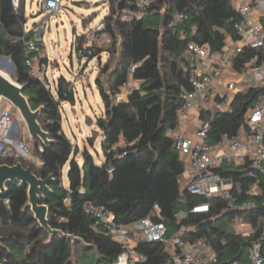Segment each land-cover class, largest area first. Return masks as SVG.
<instances>
[{"label": "trees", "instance_id": "trees-1", "mask_svg": "<svg viewBox=\"0 0 264 264\" xmlns=\"http://www.w3.org/2000/svg\"><path fill=\"white\" fill-rule=\"evenodd\" d=\"M132 1L109 0V14L104 18L103 34L110 36V52L117 54V61L113 67L106 64L102 69L106 84L100 77L96 81L104 104V114L96 122L104 161L97 164L87 149L82 154L83 163H79L80 150L63 131L61 103L75 102L71 85L61 78L55 96L30 76L25 43L36 33L35 29L26 32V0H20L18 8L13 0H0V57L9 58L15 65L16 82L24 88L32 109L43 108L40 125L52 140L48 147L34 140V155L40 165L20 157L0 156V166L22 164L40 179L53 176L50 190L41 195L49 208L50 226L92 247L87 249L80 242L73 247L58 234L43 230L27 206L28 187L15 182L0 192V264H79L90 253L96 256L93 264H116L123 250L111 237L94 229V220L83 210L87 202L105 206L118 223L137 224L146 218L163 222L169 238L185 227L187 239L202 241L216 252L218 259L213 264L247 262L252 243L264 236V173L249 163L218 171L233 181L230 193L237 198L238 206L251 202L252 209H231L228 200L193 196L184 192L180 180L184 165L166 135L179 122L181 92L191 90L193 60L187 52L188 44L195 42L222 51L228 39H240L235 31L240 17L231 0H155L145 18L125 22L122 13ZM177 12L184 14L185 20L174 25ZM84 40L79 39L78 47ZM101 54L96 49L90 59ZM250 57H257L260 64L264 51H251ZM134 65L137 69L132 79L138 85L127 100L119 101ZM263 92L264 88H258L241 93L233 102L234 113L215 115L212 140L236 136L245 124V114ZM67 164L66 186L63 170ZM255 189L259 193H254ZM204 203L210 205L208 213L192 212ZM155 206L160 209L159 217L155 216ZM180 213H184L181 219ZM226 218L229 225L221 223ZM235 219L247 222L250 232H237L232 224ZM78 249L81 257L73 263ZM138 251L148 258L146 264H167L171 260L161 243L142 241Z\"/></svg>", "mask_w": 264, "mask_h": 264}, {"label": "built area", "instance_id": "built-area-1", "mask_svg": "<svg viewBox=\"0 0 264 264\" xmlns=\"http://www.w3.org/2000/svg\"><path fill=\"white\" fill-rule=\"evenodd\" d=\"M63 0H45L40 6L44 12H58ZM155 0H133L129 9L122 13L125 22L139 21L146 17ZM233 9L240 20L235 24L239 41L228 39L222 51H212L209 45L195 42L188 44L187 52L193 60L190 72L191 90L180 94L182 102L178 110L179 122L169 128L166 135L174 142L184 165L181 183L184 192L196 197L221 198L228 200L231 209H252L254 204L246 202L238 206L237 198L230 191L234 187L231 179L224 178L218 171L224 167H242L249 163L252 168L264 173V92L245 114V124L237 135L222 136L217 141L211 138L212 122L215 115L234 113L235 98L250 89L264 88V60L258 64L257 57L251 58V51H264V0H231ZM15 8L20 0H13ZM185 20L182 13L174 16V25ZM46 27L35 33V38L25 43L26 65L30 76L39 80L48 91L52 85L47 78L48 61H45L42 47ZM105 24L101 23L91 32L87 44L76 47L79 58H91L101 41ZM26 32H28L26 30ZM137 66H132L130 80L121 88L119 101L127 100L131 93L132 74ZM196 114L199 126L193 127L189 120ZM203 116V117H201ZM0 156L20 157L31 160L24 133L15 119L11 108L0 109ZM264 190V185H263ZM254 193H259L255 189ZM69 202V199L66 200ZM7 204L9 201L6 202ZM84 213L94 220V229L119 244L123 250L116 264H146L148 258L138 251L139 243H161L171 260L167 264H213L217 262L216 252L202 241H192L185 237L187 229L181 227L171 238L163 222L146 218L137 224L118 223L113 213L105 206L94 202L84 205ZM155 216L160 209L155 206ZM210 211L204 203L193 208L194 214ZM184 213H180L181 219ZM264 236L252 243L247 262L238 260L229 264H264Z\"/></svg>", "mask_w": 264, "mask_h": 264}, {"label": "rangeland", "instance_id": "rangeland-1", "mask_svg": "<svg viewBox=\"0 0 264 264\" xmlns=\"http://www.w3.org/2000/svg\"><path fill=\"white\" fill-rule=\"evenodd\" d=\"M43 1L45 0H26V30L35 29L36 32L42 26L46 27L41 46L43 56L48 61L47 78L52 85V93L57 96V84L61 78H65L73 89L75 102L63 101L61 113L64 133L80 150L77 160L83 163L82 154L87 149L94 156L96 163L101 164L104 161V153L101 148V133L96 122L104 114V104L96 81L100 77L104 84L107 83V76L102 74V69L106 64L113 67L117 54L110 52L111 38L103 33L96 46L97 50L102 51L99 58H79L76 47L82 37L85 38L83 45L87 44L91 32L96 31L101 23L105 24L104 18L109 14V0H63L61 9L54 13L40 10ZM118 42L120 43V40ZM5 58L0 57V71L16 82L15 73L2 62ZM137 85L132 82V87ZM2 107L11 108L23 130L24 141L32 155L29 162L40 165L41 162L34 155V140L29 137L19 112L8 103H4ZM68 171L69 164L63 170V182L66 186ZM221 223L229 225L231 222L226 218ZM232 224L239 233L250 232L249 224L242 219H235ZM77 251L73 263H77L81 257L79 249ZM95 259L96 256L90 253L81 258L79 264H93Z\"/></svg>", "mask_w": 264, "mask_h": 264}, {"label": "water", "instance_id": "water-1", "mask_svg": "<svg viewBox=\"0 0 264 264\" xmlns=\"http://www.w3.org/2000/svg\"><path fill=\"white\" fill-rule=\"evenodd\" d=\"M2 62L15 72V65L9 58L2 59ZM4 103H8L17 110L26 125L27 133L32 140H40L45 147L52 144L49 133L40 125L43 108L33 110L29 99L24 95V88L11 78L0 71V109ZM53 176L47 179H40L26 169L22 164L16 166H0V192L4 193L9 184L19 182L28 187V207L31 209L35 220L40 227L51 235L58 234L62 239L68 240L74 247L76 242L82 243L87 249L91 246L86 245L82 240L74 235H67L61 231L54 230L49 223V208L42 202V194L50 190L53 183ZM3 246V240L0 239V247Z\"/></svg>", "mask_w": 264, "mask_h": 264}, {"label": "crops", "instance_id": "crops-1", "mask_svg": "<svg viewBox=\"0 0 264 264\" xmlns=\"http://www.w3.org/2000/svg\"><path fill=\"white\" fill-rule=\"evenodd\" d=\"M189 120L192 121V123H193V127H198V126H199V120H198L196 114L191 115V116L189 117Z\"/></svg>", "mask_w": 264, "mask_h": 264}]
</instances>
